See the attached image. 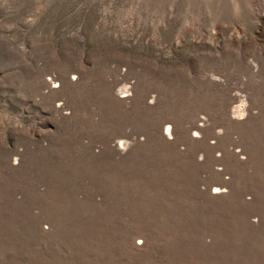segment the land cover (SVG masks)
Segmentation results:
<instances>
[{
  "label": "rangeland",
  "instance_id": "rangeland-1",
  "mask_svg": "<svg viewBox=\"0 0 264 264\" xmlns=\"http://www.w3.org/2000/svg\"><path fill=\"white\" fill-rule=\"evenodd\" d=\"M0 264H264V0H0Z\"/></svg>",
  "mask_w": 264,
  "mask_h": 264
},
{
  "label": "bare ground",
  "instance_id": "bare-ground-1",
  "mask_svg": "<svg viewBox=\"0 0 264 264\" xmlns=\"http://www.w3.org/2000/svg\"><path fill=\"white\" fill-rule=\"evenodd\" d=\"M125 88H127V87H125ZM126 90H127V89H125V90H123V91H126ZM120 92H121V91H120ZM124 96H125V95H124ZM242 103H243V102H242ZM239 104H240V103H239ZM239 104L236 105V110H240L241 107H240ZM241 110H242V109H241Z\"/></svg>",
  "mask_w": 264,
  "mask_h": 264
}]
</instances>
